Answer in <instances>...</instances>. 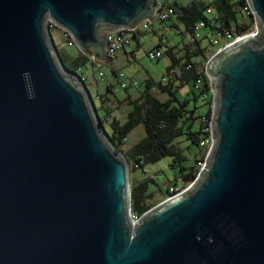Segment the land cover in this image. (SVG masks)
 <instances>
[{"label":"water","instance_id":"water-1","mask_svg":"<svg viewBox=\"0 0 264 264\" xmlns=\"http://www.w3.org/2000/svg\"><path fill=\"white\" fill-rule=\"evenodd\" d=\"M246 1L258 35L205 66V167L133 223L127 160L47 22L103 62L102 33L152 23L157 1L0 0V264H264V0Z\"/></svg>","mask_w":264,"mask_h":264},{"label":"trees","instance_id":"trees-1","mask_svg":"<svg viewBox=\"0 0 264 264\" xmlns=\"http://www.w3.org/2000/svg\"><path fill=\"white\" fill-rule=\"evenodd\" d=\"M171 7L174 10L173 16L179 20L172 26L179 28V23L184 24L185 34L189 35L191 40L182 47L169 44L166 46L165 53L170 58L171 64L167 67V78L158 87L163 94L167 95V99L162 101L157 98L151 92L150 86L137 99L133 100L129 96L125 100L132 105L128 119L125 123H121L117 119L112 120L110 134L105 130L106 118H101L98 115L94 101L91 100L98 121L107 134L108 140L122 152L131 172L144 170L146 166L171 156L174 158L173 165L178 166L183 173L182 180L191 183L197 178L199 167L185 165L189 159L177 149L175 140L186 136L194 148L202 151L204 158L205 152L200 143L207 136L206 128L212 117L213 106L210 81L205 73L206 62L211 56L205 54V48L202 46L203 38L200 34L197 35L196 27L198 24L204 23L203 28H208L212 34L225 36L229 32L232 37H238L249 34L255 25V20L252 15L246 14L248 8L246 0H193L187 5H180L177 0H173ZM208 10L211 12L209 13ZM241 13L246 22L245 19H241ZM49 33L51 35V31ZM162 45L160 43L158 48H161ZM55 48L65 70L80 76L85 82L83 72L89 65L94 66L91 61V55L94 52L89 54L76 48L75 54H71L65 51L60 52L56 46ZM113 60L114 57L110 56L107 61ZM113 74L118 75L115 70ZM198 81L201 82L200 85H198ZM189 84H193L199 89L198 95L194 93V100L180 98L179 95L180 91ZM106 91L107 94L104 95L107 100L110 99L109 94L116 96L118 92L117 88L112 85H107ZM201 97L206 100L204 105L208 106L204 114L198 112L197 105L190 107L192 101H197ZM101 102L107 114L110 115L109 105H105L104 99ZM196 124H198L197 130L194 128ZM139 125H144L145 137L127 152H123L122 145L127 141L128 135ZM151 182L154 180L148 178L131 185V213L134 217L139 218L153 208L151 199H153L154 192L150 191ZM165 193L166 198L171 195L169 190H166Z\"/></svg>","mask_w":264,"mask_h":264},{"label":"rangeland","instance_id":"rangeland-1","mask_svg":"<svg viewBox=\"0 0 264 264\" xmlns=\"http://www.w3.org/2000/svg\"><path fill=\"white\" fill-rule=\"evenodd\" d=\"M169 1L172 2L173 0ZM192 1L193 0H177L180 5H187ZM242 13L240 14V17L243 20L245 18ZM178 22V18L173 16L171 19L156 23L154 27H149L147 29L142 27L137 32L136 37L132 36V46L128 47L126 52H120L117 55H114L113 61H103L101 68L89 65L87 69H84V83L89 97L94 101L98 115L101 118H106L104 126L109 134L111 133L110 123L112 120L117 119L121 123L127 121L128 114L132 110V105L125 101L129 96L133 100L137 99L150 86L152 88L151 92L157 98L162 101L167 99V95L163 94L158 87L163 80L167 78V67L171 64L170 58L165 53L166 46L169 44L182 47L191 40V37L185 34L184 24L179 23V28H174L172 26L173 23ZM256 31H258V28L257 25H254L250 33ZM200 35L203 38L202 46L205 48V54L208 56L212 57L217 51L227 45L225 36L212 34L208 28L200 30ZM51 37L53 43L60 52L65 51L75 54L77 46L70 47L68 45V42L62 35L61 28L57 27V29L52 31ZM160 43L163 45L161 48H158ZM158 49L161 50L163 56L159 59H151L149 57L150 53L155 52ZM202 61L204 60L202 59ZM114 70L118 73L117 76L113 74ZM100 72L103 73V78L99 76ZM133 81L137 82V86L129 87L126 90L121 88L123 82L129 84ZM107 85H112L118 90L116 96L109 94V100H107L105 98L106 95H104L107 94ZM194 93L198 95L199 89L194 87L193 84H189L180 91L179 95L180 98L194 100ZM102 99H104L105 105H109L108 109L110 110V115L107 114L106 109L103 107L101 102ZM205 101L206 100L203 99V97L198 98L197 101L191 102L190 107L197 105L198 112L204 114L208 109V106L204 105ZM194 128L197 130L198 124H196ZM145 135L146 132L144 125L136 127L128 135L127 141L122 145V151L127 152L140 142ZM175 145L177 149L182 151L183 155L189 159L185 162V165L193 167L197 166L200 171L205 159L203 158L202 151L194 148V146H192L186 139V136L177 138L175 140ZM173 159L174 158L171 156L166 157L158 163L150 164L146 166L144 170L141 169L137 172H131L129 168L130 188L131 185H134L139 181L148 178L154 180V182L150 183V191L154 192L153 199H151L153 208L169 198L168 196L167 198L165 197L166 190H169L170 192L171 187L181 189L186 183L182 180L183 173L179 167L173 165ZM186 187H183V189Z\"/></svg>","mask_w":264,"mask_h":264},{"label":"built area","instance_id":"built-area-1","mask_svg":"<svg viewBox=\"0 0 264 264\" xmlns=\"http://www.w3.org/2000/svg\"><path fill=\"white\" fill-rule=\"evenodd\" d=\"M156 1H157V5H156V8H155L154 20H153L152 23L148 19H146V20L142 21L133 30L122 29V30H118V31L113 32V33H110V32H103L102 33V36L107 35V43H108L107 56L108 57H110V56L112 57L114 55H117L120 52H126V49L128 47L132 46V36L135 37L136 33L140 30V28L143 27L144 29H147V28H149L151 26L154 27V25L156 23L161 22L163 20H167V19H169L170 17L173 16L174 10L171 7V3H172L171 1H169V0H156ZM208 12L210 13L211 10H208ZM246 14L247 15H252V10H251L249 5H248V8L246 9ZM254 20H255V18H254ZM255 25H257L256 20H255ZM203 27H204V23H200V24L197 25L196 33H197L198 36L200 34V30H202ZM47 28H48L49 32L50 31L52 32L55 29H57V25L55 23H53L51 20H48ZM61 32H62V35H63L64 39L68 42V45L70 47H75L76 43L73 40V38L71 37V35L67 31H65L63 29H61ZM249 34L256 36V35H258V31L253 32V33H249ZM245 35H247V34H245ZM245 35H243V36H245ZM243 36L232 37L231 33L228 32L225 35V39L227 40V45L230 44L231 42L235 41V40H238V39L242 38ZM162 56H163V53L161 52L160 49H158L157 51L150 53L149 57L151 59H156V58L159 59ZM91 61H92L93 65H94V67H97V68H101L102 67V63L103 62L98 59V57L95 55V53H93L91 55ZM205 73L208 76L209 81H210V90H211V95H212V100H213V106H212V116H213L215 96H214V93L212 91V86H211L212 79L207 74L206 69H205ZM99 76L101 78L104 77L103 73H101V72L99 73ZM200 84H201V82L198 81V85H200ZM132 86H137V82L133 81V82H130L129 84L126 83V82H123L121 84V88H123V89L127 88V87H132ZM211 121H212V117H211V120L208 122V127L206 128L207 136L200 143L201 148L205 152V157H204L205 159L203 161V164H202V167H201L200 171H202L203 168L205 167L206 159H207V157H208V155H209V153H210V151L212 149V145H213L212 133H211ZM200 171H199V173H200ZM193 182H191L190 184H189V182H186L185 185L183 186V187L187 186L185 189H183V187L181 189H177L176 187L175 188L171 187V189H170L171 195L169 196V198L174 197V196L184 192L185 190H187L192 185ZM131 218H132L133 223H135L138 220V218L134 217L132 215V213H131Z\"/></svg>","mask_w":264,"mask_h":264}]
</instances>
